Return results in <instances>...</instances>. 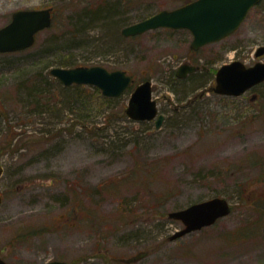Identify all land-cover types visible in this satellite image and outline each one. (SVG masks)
Instances as JSON below:
<instances>
[{
    "label": "rangeland",
    "instance_id": "rangeland-1",
    "mask_svg": "<svg viewBox=\"0 0 264 264\" xmlns=\"http://www.w3.org/2000/svg\"><path fill=\"white\" fill-rule=\"evenodd\" d=\"M115 1L112 23L74 28L84 11ZM188 1L0 0V27L19 9L53 7L56 19L32 47L0 53V257L13 264H264V83L254 99L210 90L221 65L253 64L264 44V0L236 32L199 50L188 29L123 35ZM185 62L207 69L178 78ZM96 64L127 70L135 83L110 100L50 73ZM145 80L165 115L160 128L126 113ZM215 196L229 200L230 214L170 239L183 227L170 211Z\"/></svg>",
    "mask_w": 264,
    "mask_h": 264
},
{
    "label": "water",
    "instance_id": "water-1",
    "mask_svg": "<svg viewBox=\"0 0 264 264\" xmlns=\"http://www.w3.org/2000/svg\"><path fill=\"white\" fill-rule=\"evenodd\" d=\"M261 1L193 0L173 9H162L139 22L124 27L122 33L125 36H134L161 27L186 28L193 34L191 47L196 50L234 33L245 20L248 12ZM52 23L53 7L14 11L11 20L0 27V52H16L33 46L36 34L49 28ZM256 53L257 55L264 54V45H260ZM203 67L206 68V66ZM200 68L201 65L185 62L178 67L176 75L185 78ZM50 72L66 86L92 84L99 87L103 94L109 97L120 96L134 82L133 76L126 70H109L102 65L53 67ZM262 81H264V62L259 61L247 66L240 60H233L217 69L215 85L210 90L217 94L238 96ZM126 113L136 121L156 119V127L162 126L165 115L159 113L157 101L153 98L151 80H145L134 88L126 107ZM3 171L4 166L0 163V176ZM2 201L0 191V204ZM231 211V203L221 196L172 210L168 216L181 221L183 227L172 234L170 239L175 240L193 231L211 226ZM0 264L13 263L0 257ZM44 264L71 263L64 260H51Z\"/></svg>",
    "mask_w": 264,
    "mask_h": 264
},
{
    "label": "trees",
    "instance_id": "trees-1",
    "mask_svg": "<svg viewBox=\"0 0 264 264\" xmlns=\"http://www.w3.org/2000/svg\"><path fill=\"white\" fill-rule=\"evenodd\" d=\"M119 5H120L119 2L115 1L112 3H106L105 5H102V6H95L92 9H88L84 11V14H81L80 16L76 18V23H74V28L80 29V30H86L88 27H91L90 25H92L94 22L99 21V20H104V21L112 23L113 17L118 16L120 13ZM54 21L56 22L55 16H54ZM55 42L56 43H54V46H57V45H62L61 43L66 42V41H63L62 39L60 41H55ZM68 63L69 62H67V64ZM70 86L81 88L83 86L85 87L86 85L85 84H73ZM91 86L93 87L94 85H91ZM66 87H69V86H66ZM94 88L99 90L97 86H94ZM108 99L111 100L113 99V97H110Z\"/></svg>",
    "mask_w": 264,
    "mask_h": 264
},
{
    "label": "flooded vegetation",
    "instance_id": "flooded-vegetation-1",
    "mask_svg": "<svg viewBox=\"0 0 264 264\" xmlns=\"http://www.w3.org/2000/svg\"><path fill=\"white\" fill-rule=\"evenodd\" d=\"M189 2V1H188ZM187 3V2H186ZM185 4V3H184ZM183 5V4H182ZM254 58H255V60H254V62H253V64L254 63H256V62H259V61H262V62H264V54H262V55H257V53L255 52V55H254ZM246 65H248V66H250V65H252V64H246ZM262 83H264V81H262V82H260V83H258V84H256V85H254L253 87H251V88H249L248 90H246L242 95H244L245 93H250V95H251V97L254 99V98H257L258 97V94L257 93H255V92H253V90L257 87V86H259L260 84H262ZM83 257H85V256H83Z\"/></svg>",
    "mask_w": 264,
    "mask_h": 264
}]
</instances>
